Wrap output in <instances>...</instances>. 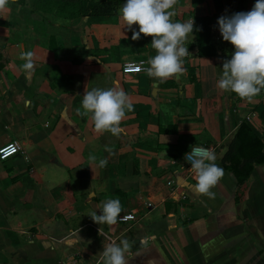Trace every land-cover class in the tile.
Wrapping results in <instances>:
<instances>
[{
    "label": "crops",
    "instance_id": "1",
    "mask_svg": "<svg viewBox=\"0 0 264 264\" xmlns=\"http://www.w3.org/2000/svg\"><path fill=\"white\" fill-rule=\"evenodd\" d=\"M255 3L176 0L172 19L212 18L211 40L199 47L193 30L185 71L164 81L123 73L124 64L147 63L156 52L152 37L131 39L120 10L68 22L13 4L26 20L0 26V147L17 141L23 153L0 161V264H103V248L123 239L132 244L130 264H264V164L242 186L221 164L252 115L264 153V89L249 100L217 87L234 52L217 21ZM8 13L0 6V20ZM27 51L31 75L19 58ZM114 83L133 104L118 137L97 133L77 112L85 92ZM195 146L211 147L224 170L214 198L184 177L183 155ZM90 153L108 164L90 163ZM169 181L182 185L172 192ZM108 199H119L121 215L136 220L93 222L92 211L100 215Z\"/></svg>",
    "mask_w": 264,
    "mask_h": 264
},
{
    "label": "clouds",
    "instance_id": "2",
    "mask_svg": "<svg viewBox=\"0 0 264 264\" xmlns=\"http://www.w3.org/2000/svg\"><path fill=\"white\" fill-rule=\"evenodd\" d=\"M5 2L0 0V6ZM175 3L176 0H125L120 9V16L125 27L132 32L133 41L139 40L141 34L152 37L151 46L156 54L147 61L148 66L143 71L149 78L160 81L183 73V58L190 54L184 44L188 35L193 34L194 20L175 22L172 19L176 15ZM217 24L222 39L234 47L231 58L223 62L217 87L250 100L264 89V0H256L248 12L220 17ZM133 25L139 26L138 31L132 28ZM19 58L25 61L22 65L25 73L31 75L34 71L33 53L21 52ZM132 110L129 96L114 83L108 89L93 88L85 92L77 112L90 117L97 133L108 132L118 137L124 132L121 121L126 118V112ZM105 150L112 152L110 148ZM185 157L191 161L196 176V191L214 198L211 189L224 176L223 168L215 163V153L203 147H193ZM88 160L101 168L108 164L107 159L98 160L92 153ZM99 211L100 215L92 211L93 222L115 225L121 217L122 205L119 199H108ZM73 235L80 240L78 233ZM152 239L150 236L143 238L141 246L146 247ZM131 248L127 239L110 242L99 256L103 264H130L128 254Z\"/></svg>",
    "mask_w": 264,
    "mask_h": 264
},
{
    "label": "trees",
    "instance_id": "3",
    "mask_svg": "<svg viewBox=\"0 0 264 264\" xmlns=\"http://www.w3.org/2000/svg\"><path fill=\"white\" fill-rule=\"evenodd\" d=\"M21 1L24 3V0ZM30 1H33L35 9L43 14L53 15L57 19L68 22L115 16L125 2V0ZM211 23L212 18L194 21V33L199 47L210 42ZM213 50V47L209 46V53H212ZM235 95L233 93V96ZM221 164L224 170L234 175L239 186H242L250 178L255 166L264 164L263 144L248 123H242L238 128L234 139L221 160Z\"/></svg>",
    "mask_w": 264,
    "mask_h": 264
},
{
    "label": "built area",
    "instance_id": "4",
    "mask_svg": "<svg viewBox=\"0 0 264 264\" xmlns=\"http://www.w3.org/2000/svg\"><path fill=\"white\" fill-rule=\"evenodd\" d=\"M147 66H148L147 63L144 61L128 62L123 65L122 71L124 74H139V73H144L143 68ZM253 116L254 115H252L251 117L253 118ZM251 117H247L246 122L252 123ZM195 147H203L206 149H210L211 151H214L211 147H208V146H195ZM192 148L183 155V160H184L183 171H184V177L186 180L196 179L195 173L191 169V161L185 157L187 153L191 152ZM22 153H23V147L19 142L17 141L9 142L0 147V161H7L11 159L12 157L22 154ZM181 185L182 184L176 185L175 181L167 182V187L171 189L172 192L180 188ZM135 220H136L135 214L130 213L126 215H121V217L118 219V222L119 223H129Z\"/></svg>",
    "mask_w": 264,
    "mask_h": 264
},
{
    "label": "rangeland",
    "instance_id": "5",
    "mask_svg": "<svg viewBox=\"0 0 264 264\" xmlns=\"http://www.w3.org/2000/svg\"><path fill=\"white\" fill-rule=\"evenodd\" d=\"M24 1H26V2H24L25 4H27L28 6H30L31 8L34 9L35 5H34L33 1H30V0H24ZM21 2H23V1L20 0V2H19V0H6L5 7H7V9L9 10V13H8L9 16L7 14V16L5 17V21H3L4 19L0 20V24H2L0 26L6 25L7 23L12 22V21H14L16 19H18L19 21L26 20V17L23 15L22 12H20V16L19 17H16L15 14H14V12H15L14 8L15 7L13 6V4L19 5V3H21ZM13 35H15V37L17 36V34L15 32H13ZM47 39H48V37H47ZM1 58L2 57L0 56V59Z\"/></svg>",
    "mask_w": 264,
    "mask_h": 264
}]
</instances>
